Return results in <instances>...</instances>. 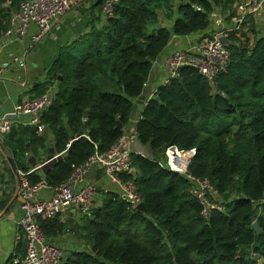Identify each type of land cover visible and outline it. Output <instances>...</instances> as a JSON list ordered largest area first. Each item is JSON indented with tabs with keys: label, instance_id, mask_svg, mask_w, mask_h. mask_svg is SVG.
Masks as SVG:
<instances>
[{
	"label": "trees",
	"instance_id": "trees-1",
	"mask_svg": "<svg viewBox=\"0 0 264 264\" xmlns=\"http://www.w3.org/2000/svg\"><path fill=\"white\" fill-rule=\"evenodd\" d=\"M235 1L118 0L103 26H92L82 43L71 47L78 56L62 53L50 71L53 80H62L40 117L57 156L44 167L47 184L59 186L94 154L106 153L122 134L117 124H128L153 61L171 38L213 31L209 15L220 8L230 19ZM20 2L0 5V35ZM174 3L173 16L168 12ZM161 13L168 26L160 24ZM228 40L230 62L214 87L194 69L183 68L180 78L160 87L141 111L138 143L150 154L132 155L135 174L125 173L121 180L134 183L147 214L116 193L103 194L82 218L90 254L71 253L64 264H255L254 255L264 261V38L251 46L237 45L232 33ZM113 86L121 93L111 91ZM169 146L195 150L188 172L209 180L226 200L223 212L201 217L185 179L159 167ZM1 147L15 168L27 173L26 157L45 149V137L17 123ZM26 178L31 185L42 179L36 172ZM39 227L50 239L64 229L57 218Z\"/></svg>",
	"mask_w": 264,
	"mask_h": 264
},
{
	"label": "built area",
	"instance_id": "built-area-1",
	"mask_svg": "<svg viewBox=\"0 0 264 264\" xmlns=\"http://www.w3.org/2000/svg\"><path fill=\"white\" fill-rule=\"evenodd\" d=\"M82 1L84 0H21L18 10L11 15L7 28L0 35V53L11 44H21L24 50L21 56H11L10 62L0 67V79L7 69L25 67L26 57L30 51L51 34L52 22ZM117 1L103 0V18L112 16L113 6ZM241 6L239 16L230 17L231 24L225 29L171 38L167 48L153 61L143 91L136 99L142 109L157 96L160 87L168 86L171 81L178 80L180 70L183 68L194 69L211 87H214L216 77L225 71L230 62L228 45H224L219 38L224 37L229 42V33L236 37L243 19L264 6V0H245ZM218 16L219 14L216 16L212 11L209 15L211 25L222 24L221 20L217 19ZM228 16L227 14L226 17ZM31 28H34L35 32L26 44L25 38ZM24 85L23 83L22 86ZM56 91L55 85L40 96L23 98L14 106L9 116H16V120L19 116L27 117L28 121L24 125L35 127L39 134H43L45 126L41 123L40 117L51 105ZM5 118V116L0 117V142L17 124V121ZM132 155L147 156L138 143L136 126L122 130L119 139L106 153L94 154L89 161L77 168L68 180L57 187H50L43 177L36 185H31L26 178L30 173L25 174L17 170L19 184L16 190L22 216L17 223L15 244L24 245V254L13 255L11 264H64L66 256L63 249L44 235L39 223L54 220L69 208H74L80 217L89 215L99 203L95 198L94 187L85 181L92 168L100 169L119 188L117 195L122 200L133 208L140 204L134 183L121 180L123 174L130 173L133 169ZM194 156V149L181 150L176 146H169L164 149L158 165L161 169L176 173L185 179L189 194L201 207V217L207 219L212 211H224L223 202L208 179L197 178L188 172ZM4 163H7L6 159L0 157V195L3 196L11 190ZM44 191L49 193L48 197L42 195Z\"/></svg>",
	"mask_w": 264,
	"mask_h": 264
},
{
	"label": "crops",
	"instance_id": "crops-1",
	"mask_svg": "<svg viewBox=\"0 0 264 264\" xmlns=\"http://www.w3.org/2000/svg\"><path fill=\"white\" fill-rule=\"evenodd\" d=\"M99 1L103 0H84L73 6L63 16L56 18L52 22L51 34L35 45L26 57L25 67L11 68L4 72L3 77L0 79V117L9 116L13 112L14 106L23 98L37 97L39 91H42L43 94L48 88L57 86V80L52 79L50 71L61 54L73 46L80 45L89 34L92 26L100 29L104 24L102 9L100 11L98 7ZM244 3L245 0H236L233 3L232 9L235 17L239 16V8ZM214 13L216 16L219 14L217 19L221 20L222 24L220 26L211 25L213 31L209 30L204 33L216 32L230 26L231 21L226 17L227 14L230 15L229 12L223 13L220 8H215ZM34 32V28L29 30L25 38L26 44L29 43V38ZM237 35L241 36V40L251 41V45L254 39L264 38V6L243 19ZM23 50L24 47L21 44H11L2 50L0 53V67L10 62L11 56H21ZM23 83L25 84L24 86H22ZM136 102L131 111L129 122L122 130L137 125L141 117L142 107L138 101ZM15 121L24 125L28 118L19 116ZM39 135L45 137V149L39 150L37 156L27 155L25 164L28 172L25 174L36 172L38 176L43 177L44 167L57 156H54L51 152L53 137L50 132L45 129L43 134ZM142 148L148 149V147L143 146ZM145 149V155L149 154V149L148 151ZM6 153L10 156L9 152ZM0 157L6 159L1 148ZM4 170L11 190L4 196L0 195V206L2 203L5 204V208L3 210L0 209V215H2L0 219V264H11L13 255L24 254V245L22 243L20 245L15 244L17 223L22 213L19 210L20 199L16 190L18 185L17 177L8 162L4 163ZM85 181L94 187L97 202L101 200L105 192L119 194V188L98 168L90 169ZM42 195L48 197L49 193L44 191ZM4 211L6 213L3 215ZM82 218L74 208L64 210L57 217L59 222L64 225V229L58 236L49 239L63 249L66 256L65 259L71 253L84 252L90 254L91 252V241L81 230Z\"/></svg>",
	"mask_w": 264,
	"mask_h": 264
},
{
	"label": "water",
	"instance_id": "water-1",
	"mask_svg": "<svg viewBox=\"0 0 264 264\" xmlns=\"http://www.w3.org/2000/svg\"><path fill=\"white\" fill-rule=\"evenodd\" d=\"M6 4H7V0H0V5L5 6ZM219 39H220V41H221L224 45H229V42H228L224 37H220ZM61 80H62L61 77L58 76L57 81L60 82ZM49 108H50V106H49ZM88 113H89V111H85V112H84V114H83V119H84V120L87 119V117H88ZM5 119H7V120H15V119H16V116H6ZM117 129L122 130V126L119 125V124H117ZM0 148H1V150H3V148L1 147V142H0ZM3 154L5 155L6 160H7V162L9 163V165H10L12 171H13L14 174L16 175L17 169H16L15 166L13 165V163H12V161H11V159H10V156H9V155L6 153V151H4V150H3ZM130 174H135V169H132V170L130 171ZM16 177H17V176H16ZM17 181H18V184H19V180H18V179H17ZM135 209L138 210V211H140V212H143L144 214H147L146 208H145V206H144L142 203L138 204V205L135 207ZM5 213H6V212L4 211V212H3V215H4ZM1 218H2V215H0V219H1ZM252 230L254 231V233H255L256 235H259V234L261 233V229H260L259 225H258L256 222H254V223L252 224Z\"/></svg>",
	"mask_w": 264,
	"mask_h": 264
},
{
	"label": "rangeland",
	"instance_id": "rangeland-1",
	"mask_svg": "<svg viewBox=\"0 0 264 264\" xmlns=\"http://www.w3.org/2000/svg\"><path fill=\"white\" fill-rule=\"evenodd\" d=\"M176 4L177 3H174L173 4V6H171V11H169L168 13H172L173 14V16L175 15V10H176ZM167 19V17H166V15H165V13H161L160 14V16H159V21H160V24L161 25H164V26H168L169 25V21H167L166 20ZM236 38H238L239 39V42H237V45H241L242 43H244V44H246V46H251V41H245V40H241V36L240 35H237L236 36ZM71 49V48H70ZM70 49H68V51H64L63 52V56H65V57H68V58H71L72 56H78L79 54H80V52H73V51H71ZM111 91H114V92H116V93H118V94H120L121 93V91L117 88V86H113V88H112V90ZM135 103H137L136 102V100L134 101V105H135ZM48 140H49V138H48ZM143 149V148H142ZM145 149V148H144ZM143 149V150H144ZM4 150V149H3ZM146 151H148V149H145ZM5 151V150H4ZM8 154V153H7ZM150 154V153H149ZM230 198H232L234 195H231L230 194ZM220 200H221V202H223V206L225 205V203H226V200H224V198L223 197H221L220 196ZM254 261H255V264H264V261L261 259V258H259L258 256H255L254 255Z\"/></svg>",
	"mask_w": 264,
	"mask_h": 264
}]
</instances>
